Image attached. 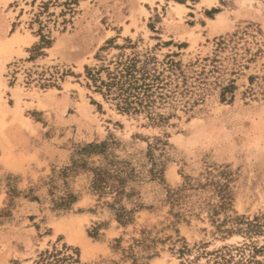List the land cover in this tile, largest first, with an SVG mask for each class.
Returning a JSON list of instances; mask_svg holds the SVG:
<instances>
[{"label":"rangeland","instance_id":"374dc122","mask_svg":"<svg viewBox=\"0 0 264 264\" xmlns=\"http://www.w3.org/2000/svg\"><path fill=\"white\" fill-rule=\"evenodd\" d=\"M134 52L181 64L190 91L158 108L162 122L87 85L86 66ZM104 141L135 172L126 224L82 167L107 163L83 152ZM208 176L232 197L214 216L212 185L197 187ZM188 178L196 188L167 201ZM230 215L264 220V0H0V264H46L64 246L87 264H209L225 246L264 245L228 234Z\"/></svg>","mask_w":264,"mask_h":264},{"label":"trees","instance_id":"16d2710c","mask_svg":"<svg viewBox=\"0 0 264 264\" xmlns=\"http://www.w3.org/2000/svg\"><path fill=\"white\" fill-rule=\"evenodd\" d=\"M44 43H49L48 36H43ZM105 72V73H104ZM104 73V75H103ZM179 61L169 59L167 65L160 69L154 58L134 52L125 58H118L113 64L102 65L99 68L86 66L88 86L94 88L105 100L111 102L124 113H146L157 122H162L166 117L158 111L167 105H173L175 100L190 91L187 80L183 76ZM183 76L182 85L177 82ZM231 88V87H230ZM224 94V93H222ZM98 106H101L97 103ZM109 142L90 143L83 148L87 155H102L107 158V163L102 166H91L86 160L82 167H88L93 172L92 189L99 195L112 193L118 220L122 224L129 221V211L120 202L125 197H131L133 191L127 189L130 179L135 177L133 168L125 160H120L109 151ZM221 174L224 176L225 171ZM211 175V173H210ZM212 185L213 193L218 196V201L208 202L212 216L226 210L231 205L232 197L228 191L229 183L213 180L207 177L205 184L198 183L197 187ZM196 188L191 178L178 189H170L166 200L176 204L184 196V192ZM75 196L67 194L57 202L59 207L69 209L75 202ZM120 204V205H119ZM142 204H138L141 206ZM226 222L232 226L226 228L228 234L243 232L248 237L264 233V220L256 216L250 219L246 216L230 215ZM213 258L209 264H264V245H259L254 240H248L241 245L225 246L212 253ZM40 261L46 264H87L82 263L78 250L64 246L62 249L54 248L41 253ZM40 261L38 263H40Z\"/></svg>","mask_w":264,"mask_h":264},{"label":"bare ground","instance_id":"6f19581e","mask_svg":"<svg viewBox=\"0 0 264 264\" xmlns=\"http://www.w3.org/2000/svg\"><path fill=\"white\" fill-rule=\"evenodd\" d=\"M71 234H72L71 232H68L70 239H73V236Z\"/></svg>","mask_w":264,"mask_h":264}]
</instances>
